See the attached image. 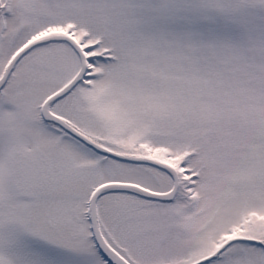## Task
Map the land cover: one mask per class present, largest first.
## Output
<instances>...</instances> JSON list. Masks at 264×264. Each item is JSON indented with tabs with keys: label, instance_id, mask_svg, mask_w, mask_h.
Listing matches in <instances>:
<instances>
[{
	"label": "snow or ice",
	"instance_id": "6c2138e0",
	"mask_svg": "<svg viewBox=\"0 0 264 264\" xmlns=\"http://www.w3.org/2000/svg\"><path fill=\"white\" fill-rule=\"evenodd\" d=\"M0 264H264V0H0Z\"/></svg>",
	"mask_w": 264,
	"mask_h": 264
}]
</instances>
